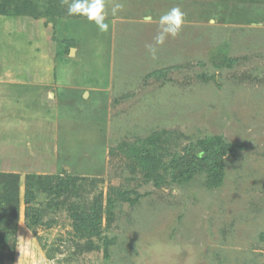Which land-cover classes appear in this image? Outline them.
Masks as SVG:
<instances>
[{
	"label": "rangeland",
	"instance_id": "rangeland-1",
	"mask_svg": "<svg viewBox=\"0 0 264 264\" xmlns=\"http://www.w3.org/2000/svg\"><path fill=\"white\" fill-rule=\"evenodd\" d=\"M33 1L0 15V264H264V0H106L107 34ZM28 58L49 87L14 81ZM219 136L210 187L196 145ZM150 143L158 168L132 149Z\"/></svg>",
	"mask_w": 264,
	"mask_h": 264
},
{
	"label": "trees",
	"instance_id": "trees-1",
	"mask_svg": "<svg viewBox=\"0 0 264 264\" xmlns=\"http://www.w3.org/2000/svg\"><path fill=\"white\" fill-rule=\"evenodd\" d=\"M13 9L10 12V9ZM21 14L38 16L39 12L33 0H0V15L9 17L20 16ZM156 136V135H155ZM152 139V138H151ZM146 145H133L134 154L145 163L159 167L161 160L158 158V147ZM233 145L227 143L222 137L203 138L196 145V159L207 162L206 170L208 186H219L224 178V157ZM229 149V150H228ZM191 175V174H190ZM189 175V176H190ZM30 193V192H29ZM126 194H128L126 192ZM30 195V194H29ZM30 200L29 198H27ZM27 224L34 227L39 222V217L33 207H29L26 214Z\"/></svg>",
	"mask_w": 264,
	"mask_h": 264
},
{
	"label": "clouds",
	"instance_id": "clouds-1",
	"mask_svg": "<svg viewBox=\"0 0 264 264\" xmlns=\"http://www.w3.org/2000/svg\"><path fill=\"white\" fill-rule=\"evenodd\" d=\"M61 6H67L69 16L84 17L89 23L94 24L100 33H108L109 25L105 22L108 18L106 0H61ZM123 10L124 6L117 3L111 7V15L115 16ZM185 20V14L179 7L172 8L159 18L158 34L152 44L145 46L152 60L158 58L159 49L163 47L169 37L176 39L181 34Z\"/></svg>",
	"mask_w": 264,
	"mask_h": 264
},
{
	"label": "crops",
	"instance_id": "crops-1",
	"mask_svg": "<svg viewBox=\"0 0 264 264\" xmlns=\"http://www.w3.org/2000/svg\"><path fill=\"white\" fill-rule=\"evenodd\" d=\"M28 59H29L28 68L25 69V67H24L23 69L20 70V73L25 72L28 77L24 78L25 80H22V78L19 77V79L16 78V79H14V81H18V80L24 81L26 83H30L29 85L34 84V83H38V84H42L46 87L47 86L49 87L52 84V82L54 80V75H55L54 69L52 68L53 66L49 65L46 68H43L41 65H38V63L37 64L33 63L30 58H28ZM50 61H51V59H50ZM38 67L41 69H39ZM9 76H10V74H9Z\"/></svg>",
	"mask_w": 264,
	"mask_h": 264
}]
</instances>
